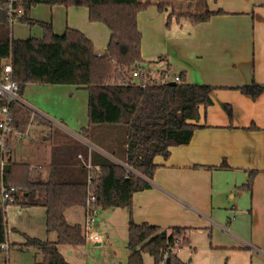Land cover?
I'll list each match as a JSON object with an SVG mask.
<instances>
[{
    "label": "trees",
    "instance_id": "16d2710c",
    "mask_svg": "<svg viewBox=\"0 0 264 264\" xmlns=\"http://www.w3.org/2000/svg\"><path fill=\"white\" fill-rule=\"evenodd\" d=\"M37 4L86 7L88 20L102 23L109 31L103 53L96 54L93 42L77 29L66 28L62 34H55L51 23L31 19L29 11ZM17 5L23 10L18 20L40 26L42 38L14 40L6 31L0 37V79L5 61L10 59L12 77L19 86V97L28 84L73 85L85 89L88 92V127L83 130L85 138L104 149L90 139L92 129L109 126L107 128L115 131L122 128L121 139L112 140L105 146L117 156L118 162L131 171L94 151L90 152L89 158L92 165L99 166V177L93 181L95 188L92 191L98 207L103 210L120 208L128 214L126 248L129 255L126 264H144V254L153 258V264L166 263L167 259L166 264H188L177 257V252L189 245L190 229L135 223L131 215L132 197L134 193L150 188L149 181L159 166L155 163L156 157L167 159L170 148L189 143L199 127L200 108L205 109L212 104L211 93L216 88L186 83L182 73L179 74L180 81L165 83L132 76L134 71H142L144 64L137 14L147 8L148 2L18 0ZM220 13L223 11L185 13L182 16L192 24H198ZM167 19L169 23L170 14ZM7 26L5 5L0 0V32ZM237 90L254 99L264 91V87L252 82ZM10 107L15 113L20 106L12 102ZM79 154L83 161L88 159L87 149L83 146L73 148L64 145L53 150L47 178L34 175L26 163L12 161L8 153L0 170V182L15 189L14 200L10 204L21 208H44L46 231L56 234L54 241L25 235L20 246L34 248L42 256L41 261L34 264H70L62 257L59 246H80L85 242L82 226L69 224L65 218L68 209H83L85 205L86 169L82 161L77 160ZM255 173L250 172L245 184L238 189L251 193ZM10 204L0 205V245L7 242L6 207ZM0 253L3 254L1 249Z\"/></svg>",
    "mask_w": 264,
    "mask_h": 264
},
{
    "label": "crops",
    "instance_id": "0c3cea01",
    "mask_svg": "<svg viewBox=\"0 0 264 264\" xmlns=\"http://www.w3.org/2000/svg\"><path fill=\"white\" fill-rule=\"evenodd\" d=\"M140 1L148 2L146 9L157 17L165 15L168 8L175 5L184 8L185 13L219 10L223 13L198 24L175 17L177 22L187 20L190 26L187 36L183 34L178 42L175 41V55L188 69H192L189 59L193 60L197 72L193 75L181 70L174 74L182 73L186 83L200 82L216 89L211 93L212 104L200 108L199 127L189 143L170 148L167 159L155 158L159 166L149 181L150 188L133 194L132 219L137 224L148 223L162 228H189L188 239L195 230L207 228L228 233L227 229L233 228L234 222L226 219L239 211L242 192H248L238 187L245 184L250 172L255 171L247 208L253 218L252 234L243 242L253 251L260 252L259 246H264L259 235V231L264 232V91L253 99L237 88L252 82L264 87V0ZM157 62L163 65L159 76L171 72V64L165 56L159 57ZM140 74L153 80L159 78L145 74L143 64ZM64 97L69 99L68 103ZM21 100L22 105L14 113L16 125L19 129L29 126L34 138L12 139L7 151L9 159L21 163L18 153L22 149L32 173L43 178L42 167L46 165L49 170L54 147H63L61 141L65 136L74 140L73 148L85 147L88 158L94 151L108 159L103 149L88 141L83 133L88 127V92L85 89L73 85L28 84ZM64 111H70L69 118L63 116ZM54 137L58 142H54ZM79 155L77 160L81 161ZM112 210L110 218L118 222L119 228L126 229L127 212L120 208ZM16 212L14 224L21 217L28 223L33 219L39 222L38 233L33 234L30 230L29 237L42 240L43 233H47L45 209L18 207ZM8 237L7 231L6 240ZM14 243L24 242L20 239L7 242L8 246ZM192 250L189 246V253ZM180 253L178 250L177 257L182 262L192 264L191 259ZM231 264L249 263L232 260Z\"/></svg>",
    "mask_w": 264,
    "mask_h": 264
},
{
    "label": "rangeland",
    "instance_id": "374dc122",
    "mask_svg": "<svg viewBox=\"0 0 264 264\" xmlns=\"http://www.w3.org/2000/svg\"><path fill=\"white\" fill-rule=\"evenodd\" d=\"M168 11L169 12L165 15L162 14L158 17L151 14L147 9L138 13L137 24L142 34L141 56L145 61L143 64V71L145 74H150L152 78L158 77L160 71L163 69V65L161 62H157V59L165 56L171 64L170 76L175 72H181V70H186V74H190L191 72L193 75H196L197 69L193 60L189 59L192 69H188L181 64L178 55H175L177 51L174 45L175 41L178 42L179 37L183 34L187 36L190 29L187 20L179 19V22H177L175 19V17H183L182 15L185 14L184 8L175 5V7H169ZM169 14L171 15V19L168 23L167 17ZM29 16L34 21L51 23L53 32L57 34L63 33L66 28L79 30L92 40L96 54L103 53L109 40V31L106 26L102 23L90 22L88 20L87 8L84 6L65 8L60 5L50 7L46 4H37L31 7ZM6 31L9 34V38L14 40H24L29 37L42 38V29L40 26L29 25L19 20H15L12 25H8L6 29L2 28L0 37L3 36ZM198 84L201 83L199 82ZM67 100L69 101V99L64 97V101L68 103ZM17 104L22 105L21 103ZM63 113L65 118H69L70 111H64ZM100 127L102 128L92 129V137H90V139L97 141V144L103 146V151L106 157H108V160L119 164L117 162V156L115 157L112 155V151H109L105 145H108L112 140L121 139L122 132L120 133V131L122 128L119 127L117 130L112 131L110 128H107L109 126ZM33 134L29 132V137H31V139L34 138ZM53 140L54 142H58L55 137ZM61 143L69 147L74 144V140L65 136ZM57 149L60 148L54 147V150ZM20 151L21 152L18 153L20 156L18 160L21 163H25L27 160V158H25V152L22 149ZM41 171L43 172V178H47L49 171L48 167L46 165L43 166ZM242 193L243 196L241 195L239 200V211L229 215V219H226L228 222H234L233 228L227 229L230 234L222 229H220V231L213 230L212 228L195 230L189 236V245L180 249L181 256H184L186 259H191L192 264H231L232 260H238V262L239 260H245L249 264H264V246L258 245L260 247V252H256V250L253 251L243 242V239L248 240L251 237L253 218L247 211L251 200L250 193L245 191ZM18 207L19 206L11 204L6 207L7 231L9 232L7 242L9 241L10 243L16 242L19 239L24 242L25 235L31 236L32 232L30 230H33V234H37L39 231V222L34 219L31 223H28L25 218L21 217V220H19V218L16 220L17 224L13 223V219L16 218L15 215H17L16 211H18ZM75 209L77 208L69 209L66 212V220L69 224H80L83 226V210L82 208H78V210ZM112 211V209H99L98 211L96 226L92 227V234L97 235L100 239L99 241H91L85 238L84 244L80 246H59L62 257L68 263H127L129 255L126 248L128 223H126V229L122 227L119 228L118 222L110 218ZM259 235L264 241V232H262V230L259 231ZM13 237L16 238L14 239ZM55 239V232L45 233V235L43 233L42 241ZM96 243L99 245H95ZM20 245L21 244L17 243L10 244L8 254L4 252L3 254L0 253V264H3L6 258H8V264H34L35 262L41 261L42 256L38 251L34 248H24ZM189 246L193 248L190 253ZM243 256L246 259H244ZM143 260L144 264H153V258L147 254L143 255Z\"/></svg>",
    "mask_w": 264,
    "mask_h": 264
},
{
    "label": "built area",
    "instance_id": "2783aa9c",
    "mask_svg": "<svg viewBox=\"0 0 264 264\" xmlns=\"http://www.w3.org/2000/svg\"><path fill=\"white\" fill-rule=\"evenodd\" d=\"M5 5V11L7 15L8 25H12L15 20H18L23 10L17 5L18 0H3ZM134 78L141 77L139 70H136L132 73ZM158 83L165 82H178L180 77L178 74H173L170 76V73L163 72L160 74L158 79H154ZM19 86L12 77V66L10 59L6 60L3 65L2 77L0 79V102L5 101L4 104H0V170H2L6 157L8 146L12 139H18L21 141L27 140L29 137V126L25 129H19L15 123L14 113L11 110V103H21V97L18 94ZM83 163V166L86 169V200L83 207L84 213V223H83V233L84 237L88 238L91 241H99L97 235L92 234V227L96 226V218L98 215L99 207L96 204V196L93 194V189L95 184L93 181L99 177V166L92 165L90 159L83 161L81 155L78 156ZM121 165V163H120ZM126 168V170L131 171L128 166L121 165ZM15 189L13 187L4 186L0 182V205L4 206L10 204L14 200ZM1 252H9V246L7 242L0 245ZM3 264H8V258L3 261Z\"/></svg>",
    "mask_w": 264,
    "mask_h": 264
},
{
    "label": "water",
    "instance_id": "95a60500",
    "mask_svg": "<svg viewBox=\"0 0 264 264\" xmlns=\"http://www.w3.org/2000/svg\"><path fill=\"white\" fill-rule=\"evenodd\" d=\"M171 85L173 84V82L172 83H170ZM98 244V243H97ZM166 263H168V259H167V261H166Z\"/></svg>",
    "mask_w": 264,
    "mask_h": 264
}]
</instances>
